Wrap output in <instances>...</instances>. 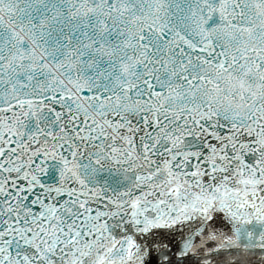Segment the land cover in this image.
Here are the masks:
<instances>
[{"label":"water","instance_id":"1","mask_svg":"<svg viewBox=\"0 0 264 264\" xmlns=\"http://www.w3.org/2000/svg\"><path fill=\"white\" fill-rule=\"evenodd\" d=\"M254 2L0 0V264H264Z\"/></svg>","mask_w":264,"mask_h":264}]
</instances>
